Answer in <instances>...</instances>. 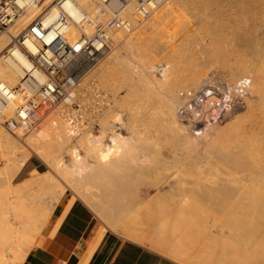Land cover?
Returning <instances> with one entry per match:
<instances>
[{
    "label": "bare ground",
    "instance_id": "1",
    "mask_svg": "<svg viewBox=\"0 0 264 264\" xmlns=\"http://www.w3.org/2000/svg\"><path fill=\"white\" fill-rule=\"evenodd\" d=\"M235 1L238 2L239 0H235ZM249 1L251 2L255 1L257 3L258 1L260 2V0L258 1L249 0ZM213 3H214L213 0H163L147 16L143 18H138L136 15V10H135V0H122V1L121 0H108L104 4L102 2H99L98 0H42V1H37V0L30 1L29 0L27 1L24 11L22 13H19V15L16 16L14 19V21H16V28L8 32L6 31L7 30L6 29L4 30L6 31L5 33L3 31H2L3 33L0 32L1 33L0 34V81H4L9 85H15L18 82H20L21 76L23 75V72L25 69H29L30 73L36 75L39 79L43 77V74L39 72L38 70H36L33 67V65H31L32 60H31V57L29 56V54L39 53L40 42L38 40H32L29 37L23 41L24 42L23 44H18L17 42H15V37L24 28L27 27V23L31 20L29 23L30 25L32 20H34V18L40 15L41 13L42 14L40 15V19L42 21L43 27H50L53 24H55L56 22L55 18L60 11H64L65 13H67L69 15V22L62 36L67 41L73 42L79 34L80 22H77V21L81 15H84L85 17V20H84L85 23H84L83 29L88 32L90 31L92 24H94V22H96L97 20L101 22H105L106 19H108L111 16V13L114 10H117L119 14L125 16L127 19L130 20V22L132 23V29L130 31H127L124 29L114 30V32L112 33L114 44L111 46V49L113 51L107 52V51H110L111 50L110 49L104 52L102 55H100L98 59L94 62V64L85 73H83V75L80 78V81L87 74H90L88 72L91 71V69L94 68L96 64H98V66L93 70L90 76L89 75L87 76H89L90 78H91V75L92 77L95 76L96 79H98L99 81L106 83L109 88H114L117 84H119L121 87H124V94L118 95L116 91H113L112 92L113 98H112V96L103 87H101L96 82V80L89 79L88 77L89 80L87 81L86 80L87 77H86V79H84L85 82L83 81L81 83L84 84L87 82L86 83L87 85L83 87L82 89H80V94H82V92L92 91L94 89L95 90L100 89L108 96V99L111 101V104L107 106L105 109H103L102 112L98 115V119L100 116H102L98 122L101 126L100 129H102L103 131L107 130L109 133V136L107 138H105V135L103 134L102 136L99 134V136L94 139H88L92 137L90 136L88 137L86 134H82V132L78 134H70L71 132L68 131L66 123L60 117H56V114H57L56 111L54 110L47 111V112L45 111L42 114V115L46 114L45 120L41 122L42 120L41 119L40 120L41 123L39 122L40 125L38 123L36 127L31 128L29 130L23 131L21 129H16L14 132H12L6 129L1 124V121H0V155L5 156L6 159H9L10 161L11 159L20 160V159H27L29 155H31L29 152L31 151L35 153V156L44 160V158L47 157L46 155H44L46 153L45 150L48 151L46 153L48 154L53 148L54 149L53 151H55V154L53 155L54 152H52L51 156L54 158L55 155H57L54 158L57 160V159H60L59 151L57 152V150H60L64 146V144H66V146H70V148L69 147L67 148H68V152L72 155L71 159L76 160L80 158V156L78 157L79 155L78 150H80L79 148H84V151H85L84 153L86 154L85 158L90 157L88 159V161L89 160L90 161L88 163L85 162L86 164H83V162L80 161L81 160L80 158L79 162H77L78 160H76L77 166L75 168H79V164L82 163L83 167H86L87 170L91 172L96 170L97 173H100V170H103V171L105 170L104 171L105 173L107 172L110 173V176L109 175L107 176H109L110 179L112 180L111 182V180H109V177L108 178L105 177L106 179L104 178V180H106V183L108 184V182L110 181L111 183L109 182V184H113V186L115 187L117 186L118 188H122L124 185V181H123L124 175H121V174L118 175L116 172L120 170L121 171L120 173L122 172L127 173L128 171L129 173L130 172L138 173L142 170V165L148 163L146 162L147 159H143V158H146L144 156H148V154L144 150L141 151V149L146 148L145 146H148L149 143H151L152 147L154 148L153 156H155L153 157L154 159L153 158L151 159V161L153 160L157 161V159H160L159 152L156 151V149L158 148V145L156 143H159V142H156V143L153 142L154 143L153 144L152 142H149V139L147 141L145 139H143L145 141L142 140V135H141L142 130L140 128L141 127L140 125L144 121H146V119L150 118L151 120V118H154V119H157L158 121L160 120L162 125H164L165 128L172 133L174 138L178 139V140L176 139V142L177 141H180L182 143L184 142L185 144L183 143V145L191 144L192 146L193 145L197 146V148L200 146L202 150L204 149L203 147L207 145L210 147L211 144L209 145V143L213 142V141H210L211 139H213V137L211 138V128L212 127H214V132L212 133V135L214 134V140L220 139L222 135L225 132H227V130L230 128L232 123L225 124V122H223L224 124H221L218 122V123H215L214 125H211L204 134L194 135L192 132H190L187 129L186 125L183 122H181L176 115V106L178 102L180 101L179 91L181 89L199 85L204 79H206V76H208L207 75L208 71L213 67H216L218 69L219 67L220 68L226 67L225 70L227 71L228 80L231 79L235 81L236 79L240 77L249 78L248 97L250 95H254L257 98V104H260L263 110H260V113L255 114L256 112L254 113V108L247 106L246 113L245 114L243 113V114L245 116L251 115L250 117H254L256 115L258 116V120L262 119L261 123L264 124V56H263L264 54L262 55L261 53H257L258 55L261 54L263 56L262 59H259V63L257 65L252 64L253 62L251 63L245 62L249 58H245V61H242L239 58L240 51L238 52L239 55L238 54L234 55L236 56L235 57L236 60L234 63H227L229 61L227 59L230 56L229 54L231 52L230 51L231 46H233V44L236 45L238 43H236V41L234 43V41L227 40L226 38H224L222 36V33H224V31L222 33L220 32L216 33L219 30H215L216 32L214 31L215 28L222 29V27H224V22H221V21L222 20L225 21V18L222 20L220 19L221 21H219L217 18L214 19V13L213 14L210 13V9ZM233 3H232V6H233ZM251 4L250 5L246 4V5L250 6L251 8L257 7L255 5L256 3H254L255 7H252ZM262 4H260V6ZM263 6L264 5H262L261 7ZM227 9L229 10V7ZM232 9L235 10L234 8ZM237 9L239 8L237 7ZM80 10L82 12H80ZM212 10H214V8ZM252 10L254 11V9ZM237 11L238 10H236V12ZM259 11L256 13V15L259 13ZM236 12L234 15H236ZM23 13H25V15ZM220 17L218 16V18ZM232 17H230L229 19L230 21H233L231 20ZM241 18H244V17H241ZM256 19L257 18H255L254 22H256ZM229 20L227 19V21ZM259 20L261 21V23L264 22V20L262 19H259ZM227 21H226V24L227 23H229V25L231 23L233 24V22L230 23V21L229 22ZM241 21L244 24V21L246 20L244 21L240 20V23ZM237 23L239 24V22ZM229 25L226 28H230V30L231 28H233L234 30L235 26L230 27ZM234 25H236V23ZM257 25H258V21L255 26ZM238 27L236 26V28ZM262 27H264V25L261 26V28ZM236 28L235 30H238ZM161 29L166 30L165 35L168 34L167 38H165V35L163 38V35H161V33L163 32H160ZM230 30L228 29V32ZM233 30H232V33H233ZM228 32H227V35H228ZM249 34H251V32ZM48 35L49 33H47L45 36H48ZM253 35L255 34H252V36ZM242 36H243V32H242ZM249 37H251V35H249ZM254 37L255 36H253V39ZM160 39L163 41H161ZM233 39L236 40L235 38ZM246 39H247V35L245 36V40ZM255 41L254 42L248 41V43H246L245 45L248 44V46H250L249 43L252 42V44L253 43L255 44ZM251 46L253 47L254 45H251ZM23 47H26V50H24ZM246 50L251 51V49L249 48H247ZM134 51H137L136 55L134 54ZM254 51L252 50V52ZM252 52H250V55H253ZM242 53L246 55L249 54V53L247 54L245 50ZM254 53H256V51ZM243 54L242 56L245 57ZM250 58H254V57L251 56ZM189 59L191 63H192L191 60L197 61V64L196 63L191 64L187 62L188 64L193 65L192 67L196 65L200 67L196 66V68L190 69L189 74H187L186 77L184 76L185 79L183 78L182 81H179L178 78L175 77V72L178 71L177 68L181 67V66L178 67V64L183 65L181 63H184V61H188ZM211 64H213L212 67H210ZM184 68L185 66L183 67V69ZM189 68L190 66L188 67V69ZM155 69H157L156 72L158 73V75H154L153 71ZM188 69L185 68V70H188ZM180 70H182V68H180ZM221 72L223 71L221 70ZM178 74L179 72L176 75ZM155 77L156 79L158 77L159 78L156 80ZM170 78H173L171 80V83H173V87L170 86V83L169 84L167 83L168 80L170 81ZM251 80H252V86H251ZM81 87H82V84H81ZM81 87L79 85L78 88H81ZM45 106L44 105L42 106L43 110ZM107 109H108V112H105V110ZM103 112L104 114L101 115ZM242 116L240 118H242ZM258 120L254 119V122L256 121L258 123ZM116 121H118L121 124L122 126L121 131L115 130L114 122ZM177 121L181 123V126L178 125ZM252 121H250V125H254V123H251ZM145 123L148 124L149 121ZM185 127L193 136L190 133L186 132L187 130L185 131L184 129ZM258 127H261V126L259 125ZM123 129L126 131L125 135H122ZM249 129L250 130L252 129L251 126L249 127ZM144 131L146 130L143 129V133ZM9 133L12 134L13 136H11ZM145 134L144 136L146 137ZM157 134H154V135L156 136ZM159 135L157 136V139L159 138ZM147 137L149 138V136ZM232 138H229L230 141H232ZM87 139L90 141H88ZM157 139H155V141ZM105 140L107 143H104ZM158 140H161V138H159ZM250 141L245 142L244 151L239 149L243 152L239 156L240 159H234V158H237L238 156L237 157L234 156L233 159H231L230 158L231 156H229L230 159H225L224 157L225 156L227 157L229 154V151L231 150L228 151L226 148L221 147V145L220 146H218L219 144L217 145L216 153L218 154V156L220 155V157L222 156L224 158L222 159L219 157L220 158L219 161L221 160L220 163L221 164L225 163L226 165L227 162H231V161L235 162V164L240 169L238 171L239 173L238 172L234 174L227 173V172L225 173L223 172L221 168L214 169L213 167H210L212 168V170H214L213 172L206 173L205 169L209 171L210 168L208 167V165H211L212 160L211 159H201V160L198 159L199 161L195 164V168L190 171L188 170V173H190L194 177L193 187L186 186L182 179H181L182 182L180 181L177 182V178H173L172 183L169 184V186L171 187H174L175 183L179 184V185L177 184L178 189H179L178 194L176 196L175 195L168 196V198L173 199V200H167L166 198H162V197H156V198L150 199L148 198L150 196H148L147 198L142 199L141 202H139L138 206H136L135 208H133L132 210L128 212L126 211L125 207H120V208H117L116 210L113 207L114 205L113 206H109V205L97 206L96 208L97 212H95V214L97 215L96 217L99 216L102 223L97 228L94 238H92L93 241H92L91 246H90L91 241L89 243L90 247L88 246L89 250H87L89 253L87 254H89L90 256V253L93 250V247L96 245V243L106 233L107 230H110L112 228L113 226L112 222L117 221V222L123 223V232L126 238L135 240V242L137 241L143 244L144 246H146L145 248L148 247L152 251H155L159 254L168 255L169 259H172L173 261L179 264H223L221 262V259L224 258V256L228 254L236 255L237 258L247 259V260H250L251 258L258 257V256L263 257L264 256V233H263V230H264V190H263L264 189V176H262V171L264 170L263 169L264 160H260V159H264V158H262L261 156V158L259 159L255 155H257L256 149L264 148V141L259 142L257 139V141L259 142V143L257 142V144L256 143L254 144L252 142L254 141V139H252L251 142ZM160 144L159 146H161ZM228 145L226 147H228ZM188 146L191 147L190 145H187V148H189ZM138 147L139 149H136ZM149 147H151V145H149L147 148L149 149ZM189 149L192 150V148H189ZM135 150L136 152L137 150L141 151V152L139 151L141 154L139 153L140 155L138 156V157H141V159L135 158L136 156ZM36 151L39 154L36 153ZM206 151L207 150H205V152L203 151L202 157H205V158L208 157V153ZM148 152L150 153L149 150ZM235 152L233 153L235 154ZM218 156H216V158H218ZM133 160H134V163H131L130 165V161H133ZM73 162L75 163V161ZM64 163L62 162V164ZM65 164H64V167H65ZM9 165H7L1 170L0 176L5 175ZM70 165L72 166V164ZM70 165L68 164L67 166L71 167ZM144 166L146 167V165H143V167ZM67 169L70 172V169L69 168ZM232 170L233 169H231V171ZM103 171L101 173H103L104 175L105 173ZM56 173L55 171L53 173L55 174V177H56ZM58 174L60 175L61 173H58ZM191 175H188V177ZM263 175H264V172H263ZM51 176L52 175H50V177ZM135 176L136 175L134 173V177ZM74 177H75V174L73 176V179ZM77 177L79 178V175ZM46 179H47V176H46ZM69 179L72 180V178H69ZM52 184H54L53 181H52ZM225 184H227L228 187L230 188V189L228 188L229 193H228V189L225 188L227 190V193H224L223 195L219 197L216 196L217 198L216 197L214 198V202L208 201V202H211L210 204L206 201L207 204H209V206L207 207L203 206L204 203L200 206H198V203H197L198 207L192 205L193 200L196 199V202H197V199H200L202 187L209 188L211 186H214V187L220 186L221 188L225 186ZM230 191L233 193L230 194ZM59 192L60 193L62 192V194H60L61 196L64 193L61 190ZM7 193H8L7 200L10 199V201L6 202L7 201L6 200L5 202L7 204L10 203V206L13 207L14 210H17L18 214L20 212V215H21L20 210L23 208L24 205L22 206L23 202L19 201L20 197L18 198L16 193L13 191H9ZM110 193L113 195L114 192L113 193L110 192ZM111 194L110 195L107 194L108 198H105V199L111 200L112 198H115L114 195L111 196ZM136 195H138V193ZM200 203L201 202H199V204ZM110 204L112 203L110 202ZM116 204H118L119 206L120 203H116ZM26 206L27 207L25 208H28L31 205L30 206L26 205ZM210 210H214V215L223 213V215H225L228 218L227 222L226 220H224V222H225V226L228 225L226 227H229V228L224 229L220 225L222 227V229L220 228V232L228 231L230 235L233 236V239H234L233 243L235 244H231V245L227 244V241L225 242L224 239H223L224 241H221L222 240L221 238V240H218L214 243V246L212 247V249L204 247V246L199 247L197 243L201 242L200 237L202 236L204 231L201 230L203 228L201 229L198 228L197 221L198 219H200L199 217L208 215ZM0 211H1V208H0ZM12 212L14 213L13 210ZM25 213H26V210H25ZM28 213L29 212H27L26 214ZM142 213L146 214V216L143 215L144 218L146 217L144 220H142L143 218L141 220L137 218L139 215H142ZM18 214L15 215L14 213L13 215L19 218ZM27 216L28 215H26L25 217L26 219H27ZM187 216L188 218H185ZM189 218L191 221L187 220L188 222H186V219H189ZM238 220L245 221L246 226L244 230H236L232 228L236 224V221ZM233 222L235 224H233ZM117 226L119 227L121 225H117ZM217 229H219V227ZM7 231L11 232V230L0 228V239L3 238V240H5ZM33 234L35 235L36 233H33ZM204 234L206 233L204 232ZM9 236L11 235L8 234V237L6 238L7 241H9L8 238H11ZM254 237L257 241L255 243L256 247L251 248V250H248L247 247H245L243 242L247 238L251 239ZM257 243L258 245H256ZM245 244L247 243L245 242ZM183 245L187 247L179 248V247H182ZM9 248H11V246H9ZM23 252L25 251L23 250L22 245H20V247H18L13 253L14 256H11V258L14 257V260L13 262L10 261V263L19 264V261H18L19 258L25 255V253ZM2 256H0V264L7 262L5 261L6 258Z\"/></svg>",
    "mask_w": 264,
    "mask_h": 264
},
{
    "label": "rangeland",
    "instance_id": "2",
    "mask_svg": "<svg viewBox=\"0 0 264 264\" xmlns=\"http://www.w3.org/2000/svg\"><path fill=\"white\" fill-rule=\"evenodd\" d=\"M213 1H214V3L212 4V6H214V7L211 6L210 13H212V14L214 13V19L217 18L219 21H221L222 19L225 18V21L224 20L221 21V22H224V27H222V29L221 28L220 29L215 28L214 31L215 30H219L218 32L215 31L216 33H219V32L222 33L224 31V33H222V36L224 38H226L227 40L234 41V43H235V41H236V43H238V44H236L238 47L235 44H233V46H231V50H230L231 52L229 54L230 56H229V58L227 57L228 58L227 60H229V61L227 63H234L235 60H236L235 59L236 56H234V55L235 54H238V52L240 51L239 52L240 55L239 54L238 55H239V58L242 61H245V58H249L245 62H249V63L253 62L252 64L257 65L259 63V59H262L263 56H264L263 55L264 54V42H263L264 41V27L261 28V26L264 25V22L261 23V21L259 20V19L264 20V16H263L264 15V9H263L264 6L261 7L262 5H264V0H260V2L257 0L258 3L255 2V1H252L253 2L252 3L249 0H248L249 3H248L247 0H239L238 2L235 1V0L234 1H232V0H213ZM231 1H232V3L234 2L233 3V6H232ZM227 2H229V3H227ZM254 3H256L255 5L258 8L254 6ZM246 4H249V5L251 4V6L252 7H255L256 9L255 8H251L250 6H248ZM260 4H262V5L260 6ZM242 6H244V7H242ZM228 7H229V10L227 9ZM237 7L239 9H237ZM248 7H250L251 9L248 8ZM213 8H214V10H212ZM232 8H234L235 10H233ZM252 9H254V11ZM257 9H259L260 11L257 10ZM236 10H238V11L236 12ZM261 10H263V11H261ZM231 11H233V12H231ZM234 11L236 12V15H234L235 14ZM258 11L260 13V14L258 13L259 16H258V14L256 15V13ZM252 12L255 13V14H253ZM23 14L25 15V13H23ZM215 15H217V16H215ZM218 16L219 17L221 16V17L218 18ZM234 16L236 18L238 17L239 19L238 18L236 19ZM254 16L257 19L259 18L258 20L256 19V22H254L255 21ZM230 17H232L231 20H233V21H230L229 20ZM241 17H244V18H241ZM227 19L230 21V23L233 22V24L232 23L230 25H229V23H227V24L230 27H234L235 26L234 27V30H233V28H231V30H230V28H226L228 26L226 24ZM240 20H243V21L246 20L247 22L244 21V24H243V22L241 21V23H242V25H241ZM30 21L27 23V26L29 25ZM229 21H227V22H229ZM257 21H258V25L255 26L257 24ZM237 22H239L240 25ZM235 23H236V25H234ZM236 26L237 27L239 26V27L236 28ZM15 28H16V21L12 22V24H10V26L7 28L6 31L8 32V31H11V30H13ZM235 28L238 29V30H235ZM253 28H255V29H253ZM228 29L230 30L229 32H228ZM232 30H233V33H232ZM6 31H3V32L5 33ZM165 31H166L165 29H163V30L161 29V31H160V32H163V33H161V35H163V38H164V35L166 34ZM235 31H237V32H235ZM3 32H1V33H3ZM227 32H228V35H227ZM242 32H243V36H242ZM250 32H251V34H249ZM247 33L249 35H251L252 39H251V37H249V35ZM252 34H255V35H253V36H255L254 39H253ZM167 35H165V38H167ZM246 35H247V39L245 40V36ZM232 37L235 38L236 40H234ZM160 38H161V36H160ZM247 40L248 41H252V42H254L255 40L256 41H255V44L254 43L252 44V42H250L249 43L250 46H248V44L245 45L246 43H248ZM161 41H163V40H161ZM251 45H254V46L252 47ZM233 47H235V48H233ZM245 47H246V49L247 48L251 49V51L250 50H246ZM110 49H111V47L109 48V50ZM234 49L235 50L239 49V50L235 51ZM257 49H259V50H257ZM244 50L246 51L247 54L248 53L249 54L248 55L243 54L242 52ZM252 50L253 51L255 50L256 53H254L255 51L252 52ZM112 51L113 50L111 49L110 51H107V52H112ZM249 51L252 52L253 55H250V52ZM257 53H261L263 56L261 54L258 55ZM134 54L136 55L137 54V51H134ZM242 54L245 57H243ZM251 56L254 57V58H250ZM233 59H234V61H233ZM191 61H192V63L190 62V59H189L188 61H184V63H181L187 69L190 66V68L188 70H185V68L183 69L184 66L178 64V67L179 66H181V67L177 68L178 71L175 72V77L178 78L179 81H182L183 78L185 79V77L187 76V74H189L190 69L196 68L197 61H193V60H191ZM187 62L188 63H191V64L196 63V64H194L196 66L192 67L193 65H190ZM212 65L213 64H211V66L210 65L209 66L212 67ZM97 66H98V64H96L94 66V68H92L91 71H89L88 73L91 74L93 72V70ZM214 66H215V64H214ZM197 67H200V66H197ZM180 68H182L183 71L180 70ZM221 68L220 67H219V69L216 68V67L211 68L208 71L209 74L207 73L208 76H206V78L209 77L210 74L215 73V74H219L222 77H225V78L228 79V77H227L228 76L227 75V71L225 70L226 67L225 68L221 67ZM221 70L223 72H221ZM180 71H182V72H180ZM155 72L156 71L154 70L153 71L154 75H158V73L157 72L155 73ZM178 72H179V74L180 73L181 74L183 73V74L182 75L181 74L180 75L178 74L179 75L178 76V75H176ZM90 74H87V75L90 76ZM87 75L85 77H83L81 79V81L78 83V87H79V85L81 87V84H82V87L81 88H78L79 90L82 89L83 87H85L87 85L86 84L87 82L84 83L85 85L83 83H81L83 81L85 82L84 79H86V77H87V79H86L87 81L89 79L96 80V82L101 87H103L112 96V98H113V94H112L113 91H116V93L118 95L124 94V87H121L119 84H117L114 88H109L106 83H103V82L99 81L98 79H96L95 76L92 77V75H91V78H90ZM88 77H89V79H88ZM156 77H155V79H156ZM172 79L173 78H170V81L168 80L167 83L168 84L170 83V86L173 87V83H171V80ZM229 80L230 81H233L231 79H229ZM251 86H252V80H251ZM247 106L254 108V113L256 112L255 114L260 113V110H263V108L260 106V104H257V98L254 95H250L246 99L245 106L239 107L238 109H236L235 111L231 112L229 115L225 116L222 120L219 121V123H221V124H224L223 122H225V124L226 123H232L231 126H230V128L228 129L229 131L227 130V132H225L222 135V137H221L222 139L221 138L220 139H217V140L215 139L216 140L215 141L214 140V134L212 135V133L214 132V127L211 128V138L213 137V139H211L210 141H213V142H210L209 143V145L211 144L210 147L208 145L205 146V147H203L204 148L203 150H202V148L200 146L197 148V146H194V145L192 146L191 144H187V145H190L191 146V147L188 146L189 148H192V150H191V149L187 148V145H183L184 142L182 143L180 141H177V142H179V143H177L176 142V139L177 138H174V136L172 135V133L170 131H168L165 128L164 125H162V123H161L160 120L158 121L157 119H154V118H151V120H150V118L149 119H146V121H144L140 125L141 127L139 126L141 128V130H142L141 131L142 140L145 139L147 141L149 139V142H152V143L153 142L154 143L159 142V143H156L158 145V148L156 149V151L159 152V158L161 160L160 159H157V161L159 160L158 162L156 160L151 161V159L153 157H155V156H153V149L154 148L152 147V144L148 142L149 145H151L152 148L149 147V149H148L147 148L149 146L148 145V146H145L146 148L141 149V151L144 150L148 154V156H144L146 158H143V159H147L146 162H148V163L147 164H143V165H146V167L145 166L143 167V165H142V170L140 172H138V173L134 172L135 175H136L135 177H134V173L133 172L132 173L131 172L129 173V171H128L127 173L126 172L125 173L124 172L120 173L121 172L120 170L118 171L119 173L116 172L118 175H120V174L121 175H124V178H123L124 185H123L122 188H118L117 186L116 187L113 186V184H109L110 181L108 182V184L106 183V180H104V178L105 177L108 178L110 176V173L109 172L105 173L104 172L105 170L104 171L103 170H100V173H97L96 170H94L93 172H91V171L87 170L86 167H83L82 163L79 164V168L80 169L79 168H75L77 166L76 160H78L77 162H79L80 158H81L80 161H82L83 164H86L85 162L88 163L90 161V160L88 161V159L90 157L85 158L86 154L84 153L85 152L84 151V148H79L80 150H78V153H79L78 157L80 156V158L79 159H76V160L75 159H71L72 158V155L68 152V148H67V147L70 148V146H66V144H64V146L62 148L60 147L61 148L60 150H57L56 149L57 152L59 151V155H60V159L61 160L60 159H57V160L54 159L57 155H55L54 158L51 156L52 155V152H54L53 155L55 154V151H53L54 150L53 148L50 151L51 154L50 153L46 154L48 151L45 150L46 153L44 152L45 154L44 153L43 154L46 155L47 157L44 158V160L38 158L37 156H35V153L34 152L29 151L31 155H29V157L27 159H20L22 163L20 162V160H17V159H11V161H10L9 159H6L5 156L0 155V172H1V170L4 167H6L7 165H9L12 162L9 165V167H8V169L6 171L7 174L5 173V175H3L4 177L3 176H0V192H1L0 193V196H1L0 197V202H1L0 203V208H1V211H0V224H1L0 225V228H5L7 230H11V232L10 231H7V235H6V238L8 237V234L11 235V236H9L11 238H8L10 242L7 241L6 238H5V240H3V238L0 239V256H2L4 254L2 257H5L6 258L5 261H7V262H4L2 264H6V263L7 264H12V263H10V261L13 262L14 257L11 258V256H14L13 253L15 252V250L18 247H20V245H22L23 250L25 251L23 253H26V251L31 247V245L33 244V242H34V240L36 238L35 237L36 234H38L37 232L40 230L41 226L43 225V223L45 222V220L48 218V216H49V214H50V212H51L54 204L60 198V196H61L60 194H62V192L61 193L59 192L60 190L64 192L63 194H68L71 197V199H73V198H80V199H82L86 204H89L88 206L92 209L94 215L97 216L95 214V212H97L96 208H97V206H101V205H104V206H106V205L113 206L114 205L113 207L116 210H117V208L125 207L126 208V211L128 212V211L132 210L133 208H135L136 206H138L139 205V202H141L142 199H145L148 196H150V197H148L150 199H153V198H156V197H162V198H166L167 200H173V199L168 198V196H174V195L176 196L178 194V192H179L178 191L179 190L178 189V185L179 184L178 183H175L174 187L169 186V184L172 183L173 178H177V182H179V181L182 182V180H183L186 186H192L193 187V184H194V179L193 178L194 177L190 173H188V170L190 171V170H193L195 168V164L199 161L198 159H200V160L201 159H211L212 160V163H211L212 166L211 165H208L209 168L210 167H213L214 169L215 168H221L223 170V172H225V173L226 172L227 173H232V174L238 172L240 169L235 164V162H233V161L227 162V164L225 165V163H223V162H222L223 164H221L220 163L221 160L219 161V159L220 158H222V159H224V158L225 159H230V158L233 159L234 156L235 157L238 156L237 158H234V159H240L239 156H240L241 153H243L242 151H244V144H245L246 141L247 142L250 141L251 138L254 139V141H252V139H251V141L254 144L255 143L257 144L258 141L259 142L260 141H264V124L261 123V120L262 119H259L258 120V116H256V115L254 117H250L251 115L250 116L249 115L248 116L247 115L245 116L244 114L246 113V107ZM105 112H108V109L105 110ZM103 114H104V112L101 115H103ZM240 115L241 116L243 115L242 116L243 119L240 118L241 117ZM56 117H59V116L56 114ZM101 117L102 116H100L99 119ZM249 117H250V119H249ZM45 118H46V114L42 115L41 122L43 120H45ZM253 118L256 119V120H258V123L259 124L256 121L254 122V119ZM99 119H98V122H99ZM252 119H253V121H252ZM153 120H155L156 122L153 121ZM248 120H249V122H248ZM148 121H149L148 124L145 123V122H148ZM250 121H252L251 123H254V125H250ZM157 122H159V123H157ZM40 123H39V125H40ZM177 123H178L179 126H181V123H179L178 121H177ZM216 123H218V122H216ZM248 124L252 128L251 130L249 129L250 126ZM259 125L261 127H258ZM142 127H144V128H142ZM100 128H101V126L99 124V126L96 129L82 131V134H86L88 137L89 136L92 137V138H88L87 137L88 139H94V138L98 137L99 134L101 136L103 134V135H105V138H107L109 136L108 131L107 130L103 131ZM143 129L146 130V131H144V133H143ZM184 129H185V131L187 130L186 127ZM101 130L103 131V133H102ZM152 130H153V132H152ZM162 130H164V131H162ZM186 132L190 133L188 130ZM125 134H126V131L123 129L122 135H125ZM144 134L146 135V137L144 136ZM154 134H157V135L155 136ZM10 135L13 136L12 134H10ZM158 135H159V138H161V140H158L159 138L157 139V136ZM162 135H164V136H162ZM147 136H149V138ZM194 137H196V136H194ZM242 137H244V138H242ZM150 138H151V140H150ZM229 138H232V141H230ZM155 139H157V140L155 141ZM257 139H258V141H257ZM145 140H143V141H145ZM88 141H90V140H88ZM233 141H235L236 144ZM216 142H218V143H216ZM72 143H73V141H72ZM104 143H107L106 140L104 141ZM140 143H141V141H140ZM159 144L161 146H159ZM230 144H231L232 147L230 146ZM141 145H142V143H141ZM217 145L218 146L221 145V147L226 148L228 151L231 150V151H229V154H228L227 157L225 156L223 158L222 156L220 157V155L218 156V154L216 153L217 152ZM227 145H228L229 148L226 147ZM24 148H25V146H24ZM193 148H194V150H193ZM215 148H216V150H215ZM136 149H139V147L136 148ZM239 149H241L242 151L239 150ZM148 150L150 151V153L148 152ZM205 150H207L206 152L208 153V157H206V158L205 157H202L203 151L205 152ZM139 151L140 150H137V152H136V150H135L136 156L135 155L134 156H135V158H140L141 159V157H138L141 154L140 153L141 151L140 152ZM256 151L255 152H256L257 155H255V156L257 158L260 159L261 156H262V158H264V154H263L264 153V148H262V149L261 148L256 149ZM233 152H235V154ZM36 153H38V152L36 151ZM215 153H216V155H215ZM236 153H237V155H236ZM48 155H50L51 157L48 156ZM8 156H10V155H8ZM216 156H218V158H216ZM229 156H231V157L229 158ZM51 158H53V159H51ZM45 160H46V162H45ZM53 160H54V162H53ZM55 160H56V162H55ZM72 160L75 161L76 164ZM179 160H181V161H179ZM260 160H264V159H260ZM7 161H9V162H7ZM62 162L63 163L64 162L67 163V164L64 163L65 164V167H64V164H62ZM131 163H134V160L133 161H130V165H131ZM68 164L69 165L72 164V166L70 165L71 167H68L67 166ZM182 165H183V167H182ZM20 168H21V173L20 174H17V172L20 170ZM67 168L70 169V172H69V170ZM204 169H205V167H204ZM231 169H233V170L231 171ZM263 169H261V170H263ZM51 170L53 171V173H54V171H55V173L57 172L56 173V177H55V174H53ZM178 170H180L181 172L178 171ZM72 171H73V173H72ZM102 171L105 173L104 175H103V173H101ZM213 171L214 170H212V168H210L209 171H207L205 169V172L206 173L213 172ZM263 172H264V170L262 171V176H264L263 175ZM58 173H61V174L59 175ZM95 173H96V175H95ZM57 174H58L59 177L57 176ZM74 174H75V177L73 179ZM24 175H26V177L18 180L20 176H24ZM50 175H52L54 178L52 176L50 177ZM76 175L77 176L79 175V178ZM107 175H109V176H107ZM188 175H191V176L188 177ZM46 176H47V179H46ZM136 177H137L138 180L136 179ZM67 178L68 179L69 178H72V180L71 179L68 180ZM51 180L54 182V184H52V181ZM75 180H76V182H75ZM109 180H111L110 177H109ZM111 182H112V180H111ZM138 183L141 184V185H139ZM108 185H110V186H108ZM111 185H112V187H111ZM226 185L227 184H225V186L222 185L223 187H221V188H220V186L219 187L217 186L218 188L217 187H214V186H211L209 188L208 187H205V188L202 187V189H201V196H200V199H202V200L197 199V202H196V199H195V200L192 201V205L193 206H197V203H198V206H200V205H202L204 203L203 206H205V207L209 206V204H207L208 201L214 202V198L216 196L219 197V196L223 195L224 193H227V190L226 189H228L229 187H228V185L226 187ZM132 189H134V190H132ZM229 189H228V193H229ZM9 191L15 192L16 195L18 196V198L20 197L19 198V201L23 202L22 206L23 205L24 206L20 210L21 211V215L25 213V210H26V213L29 212L28 214L25 213L24 214L25 216L24 215L21 216L20 215V212L18 214V211L17 210H14V208L10 206V203H8V204L6 203V202L10 201V199L7 200V198H8L7 197L8 196L7 195L8 194L7 192H9ZM110 192H112V193L114 192L115 193V194L113 193V195H114L115 198H112L111 199L112 201L110 199H105V198H108L107 197V194H109V195L111 194ZM5 193H6V195H5ZM137 193H138V195H136ZM232 193L233 192L230 191V194H232ZM126 194H127V196H126ZM113 195L111 194V196H113ZM204 196H206L207 199ZM201 197H203L204 199L201 198ZM174 198H176V197H174ZM110 202L112 204H110ZM199 202H201V203L199 204ZM116 203H120L119 206ZM193 203H195V204H193ZM208 203L211 204V202H208ZM26 205H28V206L31 205V206L28 207V208H25V207H27ZM11 209L14 211L15 215H17V214L19 215V218L17 216L13 215L14 213L12 212ZM26 215H28L27 216V219L25 218ZM143 215L146 216L145 213H142V215H139L137 218L140 219V220L143 218L142 220H144L146 217L144 218ZM20 216H21V218H20ZM97 218L99 220V223L101 224L102 222H101V219L99 218V216ZM185 218H188V216L185 217ZM199 218L200 219H198V221H197L198 228L199 229L203 228L201 230L206 233V234H204V232H203V234L201 236L202 238L200 237L201 242L200 243H197L199 245V247H203L204 246V247H207V248L212 249V247L214 246V243L216 241H218V240H221V238H222L221 241H224L225 240V242L227 241V244H230V245L231 244H235V243H233V241H234L233 236L230 235V233L228 231L227 232H220V228L222 229V227L224 229L225 228L226 229L229 228V227H226L228 225L225 226L224 220H226V222H227V219L228 218L225 215H223V213L214 215V210H210L209 213H208V215L202 216V217H199ZM24 219H26V220H24ZM187 220H190V218L189 219H186V222H188ZM112 223H113V226H112V228L110 230L116 232L119 235L122 234V235H120L121 237H125V234L123 232V223L122 222H117V221H114ZM233 224H235V223L233 222ZM117 225H121V226L118 227ZM199 225H200V227H199ZM245 226H246V224H245V221L244 220H238V221H236V224L232 228H234L236 230H244L245 229ZM218 227H219V229H217ZM118 229H120V230H118ZM33 233H36V234L34 235ZM218 233H219V235H218ZM263 233H264V230H263ZM246 240L243 243H244L245 247H247L248 250H251V248L256 247L255 246V243L257 241H256L255 237L254 238H251V239L250 238H247ZM245 242L247 244H245ZM23 244H24V246H23ZM256 245H258V243ZM9 246H11V248H9ZM186 247L187 246L183 245L182 247H179V248H186ZM88 250H89V248H88ZM8 253L10 254V256L8 255ZM87 253H89V252L86 251L85 254L83 255L82 260H81V264H85V262L87 261V259L89 257V254H87ZM11 254H13V255H11ZM164 256L167 257L168 255H164ZM22 258L23 257H20L18 261L20 262ZM168 258H169V256H168ZM221 262L223 264H264V256L263 257L262 256H258V257L251 258L250 260H247V259L237 258L236 255L228 254V255H225L224 258L221 259Z\"/></svg>",
    "mask_w": 264,
    "mask_h": 264
},
{
    "label": "built area",
    "instance_id": "3",
    "mask_svg": "<svg viewBox=\"0 0 264 264\" xmlns=\"http://www.w3.org/2000/svg\"><path fill=\"white\" fill-rule=\"evenodd\" d=\"M27 1L0 0V32L24 11ZM98 1L104 4L108 0ZM162 1L135 0L137 17L147 16ZM40 15L15 37V42L23 44L28 37L40 42L39 55L29 56L31 65L43 77L39 79L25 69L20 82L15 85L0 81L1 124L12 132L16 129L29 130L40 122L43 112L54 110L66 123L70 134L94 130L99 126L98 115L111 101L100 89L80 94L78 83L83 73L114 44V30L130 31L132 23L114 10L105 22L97 20L87 32L83 29L85 17L81 15L77 21L80 22L79 34L73 42H69L62 36L69 22L67 13L60 11L55 24L50 27H43ZM47 33L49 35L45 36ZM23 48L26 50V47ZM248 86V77L230 81L212 73L199 85L179 91L176 115L190 132L202 135L211 125L245 106ZM43 105H46L44 110ZM121 127L118 121L114 122L115 130L121 131Z\"/></svg>",
    "mask_w": 264,
    "mask_h": 264
},
{
    "label": "crops",
    "instance_id": "4",
    "mask_svg": "<svg viewBox=\"0 0 264 264\" xmlns=\"http://www.w3.org/2000/svg\"><path fill=\"white\" fill-rule=\"evenodd\" d=\"M20 173L21 168L17 174ZM24 177L26 175L18 180ZM99 225L98 218L82 199H71L68 194H63L19 264H81ZM145 247L107 230L93 247L85 264H179Z\"/></svg>",
    "mask_w": 264,
    "mask_h": 264
}]
</instances>
